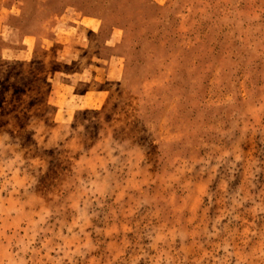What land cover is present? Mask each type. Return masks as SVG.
<instances>
[{"label":"rangeland","instance_id":"1","mask_svg":"<svg viewBox=\"0 0 264 264\" xmlns=\"http://www.w3.org/2000/svg\"><path fill=\"white\" fill-rule=\"evenodd\" d=\"M0 264H264V0H0Z\"/></svg>","mask_w":264,"mask_h":264}]
</instances>
